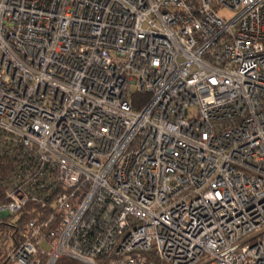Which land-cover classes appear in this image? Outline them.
<instances>
[{
    "label": "built area",
    "instance_id": "obj_1",
    "mask_svg": "<svg viewBox=\"0 0 264 264\" xmlns=\"http://www.w3.org/2000/svg\"><path fill=\"white\" fill-rule=\"evenodd\" d=\"M5 162L0 264H264V0H0Z\"/></svg>",
    "mask_w": 264,
    "mask_h": 264
},
{
    "label": "trees",
    "instance_id": "obj_2",
    "mask_svg": "<svg viewBox=\"0 0 264 264\" xmlns=\"http://www.w3.org/2000/svg\"><path fill=\"white\" fill-rule=\"evenodd\" d=\"M148 99V95L147 94H139V93H134L132 95V100H133V105L134 107H140V105L144 104V102H146ZM136 109V108H135ZM12 163L11 162H5V163H0V175H5L8 171V169L11 167ZM6 200L4 198V193L2 191V189L0 188V204L4 203ZM30 206H32L31 204L27 205V208H29ZM23 218H27V217H21ZM31 218V217H28ZM2 223V222H1ZM0 223V230H7V228L5 226H2V223ZM55 264H83L81 262L69 259V258H59Z\"/></svg>",
    "mask_w": 264,
    "mask_h": 264
},
{
    "label": "rangeland",
    "instance_id": "obj_3",
    "mask_svg": "<svg viewBox=\"0 0 264 264\" xmlns=\"http://www.w3.org/2000/svg\"><path fill=\"white\" fill-rule=\"evenodd\" d=\"M218 12H219V14H220L221 16H223L224 18H230V17H232V16L235 14V12L227 11V10L222 9V8H220V9L218 10ZM11 219L14 220V217H11Z\"/></svg>",
    "mask_w": 264,
    "mask_h": 264
}]
</instances>
